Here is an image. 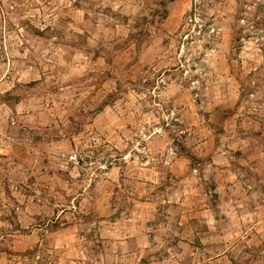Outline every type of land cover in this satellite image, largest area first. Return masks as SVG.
<instances>
[{
    "label": "rangeland",
    "instance_id": "obj_1",
    "mask_svg": "<svg viewBox=\"0 0 264 264\" xmlns=\"http://www.w3.org/2000/svg\"><path fill=\"white\" fill-rule=\"evenodd\" d=\"M4 137L14 264H264V0H0Z\"/></svg>",
    "mask_w": 264,
    "mask_h": 264
},
{
    "label": "crops",
    "instance_id": "obj_2",
    "mask_svg": "<svg viewBox=\"0 0 264 264\" xmlns=\"http://www.w3.org/2000/svg\"><path fill=\"white\" fill-rule=\"evenodd\" d=\"M0 143H1L0 144V150L3 151V155H0V157H5L4 154L7 151V149L4 148L5 147L4 145L5 144L6 145L10 144V140L7 137L0 138ZM208 164H213V162L210 161V162H208ZM230 171L234 172L235 170L231 167ZM214 181L217 182V179L215 178ZM215 192H217V195L219 194L217 187L215 188ZM218 197H219V195H218ZM18 208H20V207H18ZM217 208H214V207L212 208L214 213H218L219 212V209H217ZM0 264H14V262L11 259H9V258H6V257L4 258L3 256H0Z\"/></svg>",
    "mask_w": 264,
    "mask_h": 264
},
{
    "label": "trees",
    "instance_id": "obj_3",
    "mask_svg": "<svg viewBox=\"0 0 264 264\" xmlns=\"http://www.w3.org/2000/svg\"><path fill=\"white\" fill-rule=\"evenodd\" d=\"M185 157L190 158L192 161H193V160H196V161H198V160L202 161V160H203V159H201L200 157H197L196 155H193V154H191V153L186 154ZM215 195L217 196L216 193H215ZM213 207L216 208V205L213 206Z\"/></svg>",
    "mask_w": 264,
    "mask_h": 264
},
{
    "label": "built area",
    "instance_id": "obj_4",
    "mask_svg": "<svg viewBox=\"0 0 264 264\" xmlns=\"http://www.w3.org/2000/svg\"><path fill=\"white\" fill-rule=\"evenodd\" d=\"M198 19H199V17L197 16V14H194V16L190 17V21H191V22H193V21L198 22ZM199 24H200V23H199ZM186 73H188V70L185 71V74H186ZM162 81H163V79H162ZM196 82H197V81L194 80V81H192V84H195ZM72 157H73V156H72Z\"/></svg>",
    "mask_w": 264,
    "mask_h": 264
}]
</instances>
